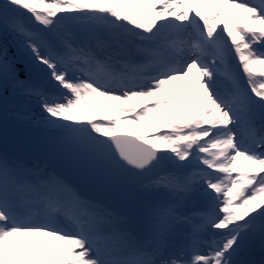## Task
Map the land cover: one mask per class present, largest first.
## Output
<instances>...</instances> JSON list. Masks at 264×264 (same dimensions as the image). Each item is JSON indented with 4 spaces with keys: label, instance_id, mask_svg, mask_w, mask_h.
<instances>
[{
    "label": "snow or ice",
    "instance_id": "6c2138e0",
    "mask_svg": "<svg viewBox=\"0 0 264 264\" xmlns=\"http://www.w3.org/2000/svg\"><path fill=\"white\" fill-rule=\"evenodd\" d=\"M0 24L42 66L15 83L57 132L43 164L0 151V264H264V0H3ZM63 171L174 200L147 201L137 235Z\"/></svg>",
    "mask_w": 264,
    "mask_h": 264
},
{
    "label": "rangeland",
    "instance_id": "374dc122",
    "mask_svg": "<svg viewBox=\"0 0 264 264\" xmlns=\"http://www.w3.org/2000/svg\"><path fill=\"white\" fill-rule=\"evenodd\" d=\"M247 2H251V0H247ZM3 4V0H0V5ZM241 19H244L241 16ZM218 27H222L218 25ZM74 31H79V29H74ZM224 39L227 41V37L225 36ZM230 45V44H229ZM231 47V46H230ZM0 53H6L3 57L8 65V74H7V81L6 87L0 86V112L6 115H10L18 120H21L28 125L37 127V128H46L48 130H53L52 128L43 124L42 121V113L36 100L34 97H30L24 95L22 93V89L16 85V81H23L25 85H43V71L42 66L35 64L32 60L31 53L26 49L24 46V37L16 35L14 32L7 30L4 28L2 24H0ZM229 58H234L233 68L236 73L241 78V83L244 86L245 90L247 91V83L243 77V74L240 72L238 67V62L236 61L234 55H231ZM13 61H19L21 63V68L17 69L12 65ZM14 70V71H13ZM195 75L190 74L185 81L175 82L180 85H184L190 81H194ZM4 81L3 72L0 71V84ZM221 84L227 86V82L221 78ZM255 99V97H253ZM261 121L257 119L256 126L259 127ZM55 132V130H53ZM237 135L241 139H246L248 135V130L245 125H241L239 129H237ZM2 140V138H0ZM3 141V140H2ZM5 142H7L5 140ZM3 146V144H1ZM0 146V151H2V147ZM8 146V145H7ZM42 151L45 150L47 147H39ZM15 149V148H14ZM13 149L10 150V155H13L20 159L21 161L25 162L28 165H34L40 163L42 158H34L31 157L33 153L29 155H21L19 152H12ZM13 153V154H12ZM28 154V153H27ZM34 156V155H33ZM36 161H35V160ZM46 162V161H45ZM42 164V163H41ZM67 172L63 171V175L66 177ZM68 180V179H67ZM71 182V180H68ZM81 192V191H80ZM140 195L143 198L144 202L141 207L142 215L141 218L136 226H132L128 221H126V226L129 231L137 234L143 235L145 232V224H144V215H145V203L149 200H174L173 197L167 195L164 192H159L154 194L152 197L146 196L143 192L140 191ZM178 211L182 215H192L193 213H199L203 211L205 207V202L199 197H194L188 201H175ZM186 229H179L178 232L172 237L173 241L176 243H183V234ZM206 239H210V237H205ZM252 247L254 250V259L259 260L261 258V252L259 247V239L257 238L253 243Z\"/></svg>",
    "mask_w": 264,
    "mask_h": 264
},
{
    "label": "water",
    "instance_id": "95a60500",
    "mask_svg": "<svg viewBox=\"0 0 264 264\" xmlns=\"http://www.w3.org/2000/svg\"><path fill=\"white\" fill-rule=\"evenodd\" d=\"M12 65L17 69L21 68V63L19 61H13ZM56 136V131L53 132V130H48L46 128H37L28 125L17 118L0 112V138L3 140L0 139V146L3 144V146H1L2 149L7 150L9 154L10 150L13 149L12 152L15 150V152L21 153V155L33 153L31 157H45V151L41 149L34 150V146H39L41 148L48 147L53 143ZM10 137H12V139H10ZM5 140L7 142H5ZM6 147H8V149H6ZM45 161L46 158H42V161L39 162L43 164ZM65 172H67L65 178L71 180V183L81 191L83 196L97 200L102 206L106 207L117 216L124 217L132 226L138 224L142 215L141 207L144 202L140 195V191L129 189L119 192L117 189V191L113 193L112 190L109 189H100L95 186L81 184L71 172ZM153 175H155V173H153ZM145 182H147V180ZM125 204H128V207H124L123 205Z\"/></svg>",
    "mask_w": 264,
    "mask_h": 264
},
{
    "label": "bare ground",
    "instance_id": "6f19581e",
    "mask_svg": "<svg viewBox=\"0 0 264 264\" xmlns=\"http://www.w3.org/2000/svg\"><path fill=\"white\" fill-rule=\"evenodd\" d=\"M225 41H226V39H225ZM229 47H230V45H229ZM193 75H195L196 73H195V71L192 73ZM240 80H241V78H240ZM10 139H12V137H10ZM6 149H8V147H6ZM35 149H40L39 148V146H34V150ZM238 164H239V162H238ZM247 166H245V168H246ZM118 191L119 192H123V190H120V189H118ZM124 207H128V204H125V205H123Z\"/></svg>",
    "mask_w": 264,
    "mask_h": 264
},
{
    "label": "trees",
    "instance_id": "16d2710c",
    "mask_svg": "<svg viewBox=\"0 0 264 264\" xmlns=\"http://www.w3.org/2000/svg\"><path fill=\"white\" fill-rule=\"evenodd\" d=\"M109 190H112L113 193L117 191V189H109Z\"/></svg>",
    "mask_w": 264,
    "mask_h": 264
}]
</instances>
